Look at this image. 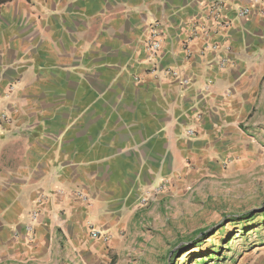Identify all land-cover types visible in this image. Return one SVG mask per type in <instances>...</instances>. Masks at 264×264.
I'll list each match as a JSON object with an SVG mask.
<instances>
[{"label":"crops","instance_id":"obj_1","mask_svg":"<svg viewBox=\"0 0 264 264\" xmlns=\"http://www.w3.org/2000/svg\"><path fill=\"white\" fill-rule=\"evenodd\" d=\"M216 1L231 20L214 37L228 47L224 68L199 52L200 34L189 42ZM257 1L0 0V105L11 116L0 126V264L119 262L188 185H220L253 162L264 149ZM154 23L157 68L186 84L150 72Z\"/></svg>","mask_w":264,"mask_h":264},{"label":"rangeland","instance_id":"obj_2","mask_svg":"<svg viewBox=\"0 0 264 264\" xmlns=\"http://www.w3.org/2000/svg\"><path fill=\"white\" fill-rule=\"evenodd\" d=\"M221 179L225 182L204 188L199 183L188 185L183 205L171 204L166 213L151 216L139 239L127 245L122 258L114 264H200V254L196 253L199 247L185 252L179 249L197 230L209 227L215 233L204 239L203 254L219 250L213 256L222 259H207V264H264V224L245 235L231 223L224 227L226 236L222 230L217 231L229 215L264 208V149L254 155L252 163L232 166V176ZM261 218L263 215L256 216L257 221Z\"/></svg>","mask_w":264,"mask_h":264},{"label":"built area","instance_id":"obj_3","mask_svg":"<svg viewBox=\"0 0 264 264\" xmlns=\"http://www.w3.org/2000/svg\"><path fill=\"white\" fill-rule=\"evenodd\" d=\"M257 7L259 8V12L264 14V2L257 1ZM225 5L221 1L214 2L208 10H206L207 14L204 17V23H195L192 31L191 40L192 42L196 37V34H200L202 37L203 45L201 46L199 52L201 54H205L206 52L210 51L216 58L218 65L222 68L229 62V58L227 55L223 53L228 49L227 46H222L219 44L220 42L217 39H214L215 35L219 33V31L227 30L231 27V20L224 14ZM250 14V8L248 7H238L236 8V16L239 18H245ZM162 42V32L158 28V26L154 23L148 27V30L145 35L144 45L145 50L147 52V56L149 62L152 64L151 73L154 77H159L161 73L165 75H171L172 77L176 78L180 84H186L187 79L183 76V74L177 68L167 67L162 70L157 68V60L160 54ZM188 43L186 42L184 49L186 51V55L189 56V49ZM11 118L10 112L1 107L0 105V126L9 121ZM194 131L191 128L186 130L187 135H192ZM90 235L92 237H101L103 236L104 239L108 238V234L105 232H101L96 229H92L90 231Z\"/></svg>","mask_w":264,"mask_h":264},{"label":"trees","instance_id":"obj_4","mask_svg":"<svg viewBox=\"0 0 264 264\" xmlns=\"http://www.w3.org/2000/svg\"><path fill=\"white\" fill-rule=\"evenodd\" d=\"M259 212V213H258ZM257 215H263V218H261L260 221L256 220ZM225 221V222H224ZM220 222L217 231L222 230V235L226 236V228L225 225L228 223H231L233 227H236L237 229H241V233L245 235L249 230L258 228L260 224H264V208L260 211L257 210H248L240 214L236 215H229L225 218V220ZM262 221V222H261ZM215 230H212L210 227L203 229V230H197V232L193 235V237L190 238L189 243L185 241V243L180 247V252H185L188 249L193 247H199L198 251L196 253H199L198 256L201 258L200 264H207V259H212L214 261H221V258H215L213 256L214 253L218 254L219 250L211 249L210 253L205 255L204 249L202 248L203 243H205L204 239L208 238L210 235L214 234ZM205 232V233H204ZM201 234V235H199ZM228 235V234H227ZM188 243V244H187ZM228 243V242H227ZM219 246L217 247V249ZM227 249V248H225ZM194 253V252H193ZM207 257V258H204Z\"/></svg>","mask_w":264,"mask_h":264}]
</instances>
